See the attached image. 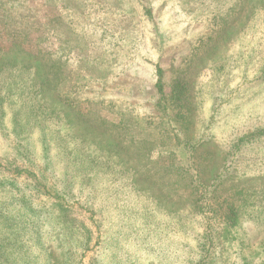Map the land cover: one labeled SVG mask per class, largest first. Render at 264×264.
Returning <instances> with one entry per match:
<instances>
[{
    "label": "rangeland",
    "instance_id": "374dc122",
    "mask_svg": "<svg viewBox=\"0 0 264 264\" xmlns=\"http://www.w3.org/2000/svg\"><path fill=\"white\" fill-rule=\"evenodd\" d=\"M240 5L0 0V179L16 185L14 192L2 183L0 206L13 208L7 202L12 192L22 202L18 220L26 215L27 222L39 223L41 210L47 243L46 252L30 251L38 261L24 254L11 264H202L180 240L173 246L148 236L141 213L175 223L170 211H189L196 182L190 140L203 136L208 141L195 152L205 180L226 160L231 167L217 196L241 205L233 235H219L228 236L219 248L229 252L204 264H242L240 256L264 264V135L233 152L239 136L264 129V0L246 1L220 33V21ZM178 77L187 85L190 122L174 118L178 108L167 98ZM217 95L221 105L214 113ZM25 102L42 109L41 124L28 139L35 158L25 156L27 163L15 153L24 135L11 122ZM25 113L16 114L18 121ZM40 125L51 160L43 158ZM72 150L86 155L96 172L84 175ZM17 224L0 215V235L5 230L9 240H22ZM27 231H34L31 225ZM21 240L9 250L0 245V253L18 250Z\"/></svg>",
    "mask_w": 264,
    "mask_h": 264
},
{
    "label": "trees",
    "instance_id": "16d2710c",
    "mask_svg": "<svg viewBox=\"0 0 264 264\" xmlns=\"http://www.w3.org/2000/svg\"><path fill=\"white\" fill-rule=\"evenodd\" d=\"M246 1L250 0H241V5L238 8L236 12H234L231 16V18L228 19H222L220 21V29L219 32L222 33L223 31H227L228 27L241 13V8L245 4ZM257 1V0H256ZM230 21V22H229ZM263 71H260L259 73V78L263 79L264 78V73ZM157 74H158V88L159 92H162V69L160 67L157 68ZM177 82L174 83L172 86L171 94L169 97H167L170 101V104L174 108H178L177 111L174 113V118L175 119H182V120H187L191 119L190 117V101L188 95H185L187 92V85L183 79V77H178ZM220 95H217V97ZM163 97V96H162ZM34 100V97H33ZM216 106L214 109V113L217 112L219 109L221 103H220V97L216 99ZM35 104V105H34ZM24 103L20 107V110L22 112H26L23 119V121H18L19 117L17 118L16 114L20 112V110L15 111L14 117L11 119L12 125H13V131L19 135L21 132L23 133L24 137L18 139L17 141V146L15 148V153L21 158V160L25 163H27L28 159L25 156H31L32 160L35 158L32 155V150H33V145L28 141V139H33V136L35 135L34 130L36 129V126L41 124V119L39 118L42 117V114L38 118L39 113L42 111V109L39 107L38 104L36 103ZM166 107V106H165ZM0 108H2L0 106ZM3 112V111H2ZM213 113V114H214ZM44 119V118H43ZM196 120V119H195ZM208 121H211V116L207 118ZM190 122V121H189ZM194 124V121H193ZM211 123H209L208 126H210ZM23 128V129H21ZM24 130V131H23ZM39 132L41 134V145H42V153H43V158L44 160L47 161L51 160L50 158V144L48 137L45 136V129L44 126L40 125L39 126ZM43 132V133H42ZM39 134V135H40ZM264 135V129H253L252 131H248L244 133L243 135L239 136L236 140L235 147H234V153L236 148L239 146L241 143H251L255 141L256 139L260 138V136ZM203 139L194 140L193 138L190 140L192 142V156L195 158L194 161L196 162L192 168V170L195 171V178L194 181L195 184L193 185V188L191 190V194H193V199L189 201L190 206L189 211L185 212H173L170 211V214L173 216H177L178 220L173 223L170 220H167L164 222L162 219L157 217L155 214L152 212L146 213L148 211H142L141 214H143L145 220L143 224H147V232L148 236L156 238L157 236L162 237L160 240L161 241H167L168 244L174 243L173 246L177 245L178 241L180 246H186L187 250H190L189 252L194 256V259L192 261H199L202 264L210 262V261H221V258L223 256V253L226 254L227 249L222 248V240L224 239V242L227 240L228 236H224L223 239L219 237L220 234H230L233 235L231 232L234 231L233 229L237 227L238 225V212L239 209L241 208V205L236 203V199L231 198L230 201H226L225 198H220L217 196V194L220 192V185L222 180L226 177L228 174L229 170L228 168L231 167V165H226L225 162L223 163V166L218 170V172L211 177V181H206L205 176H206V169L204 166L201 165V162L199 161L200 154H197L196 147L198 145H201L203 141H208V137L205 138L204 136L202 137ZM25 139V141L23 140ZM23 140V141H22ZM32 149V150H31ZM75 155L72 157V160H75L77 164L79 165L80 168H84V175L91 174L93 172H96V165L91 162L86 155L83 153L76 152V150H72ZM195 152V153H194ZM192 157V158H193ZM30 160V159H29ZM232 159V161H234ZM193 161V162H194ZM45 162V161H44ZM53 165V164H52ZM165 172L168 174L169 170L165 169ZM89 176V175H88ZM72 177V175H71ZM164 183L168 182L167 180L163 181ZM2 183H7V186H11L12 191L16 192V185L14 181L12 180H3L0 179V186ZM69 187H67V191L65 194L69 195L70 193V188L72 189V184L69 180ZM197 190V191H196ZM195 191V192H194ZM196 192H198L196 194ZM11 196L8 199V203H11V205H14L13 208L8 209L6 204L5 206H0V215L1 218L5 219L8 217H12L13 220L18 221L17 226L20 228V233L17 235L22 234L23 238L21 239H8L7 236H5V230L2 231L0 235V245L5 244L4 249L9 250L10 246L13 245L14 247L16 246L15 242H20L18 250L16 249L17 252V257L10 258L9 256L14 254L16 251L10 253L9 255L5 256L3 253H0V264H11L12 261H15L16 258L22 257L25 254V258H27V261H38L37 258L33 257L30 255L31 252H46V245L47 243L44 242L43 240V235H42V228L44 225V214H41V210L39 211V223H34L31 224V222H27L25 220L26 215L23 217H19L18 210L19 205L22 203L18 199H16V194L12 192H8ZM2 209V210H1ZM182 214V215H181ZM8 216V217H7ZM221 219V225L220 228L216 229L217 220ZM2 222V221H1ZM182 222H186V224L182 225ZM31 225V231H33L31 234L30 231H27L28 228ZM186 225V226H185ZM4 227V225H3ZM5 228V227H4ZM53 228V227H52ZM71 230V229H70ZM235 232V231H234ZM5 236V237H4ZM180 237V239H179ZM222 237V236H221ZM233 239V236L230 237ZM186 239H189V241H184ZM192 240L196 243V245L193 244ZM229 240V239H228ZM159 241V240H157ZM192 242V243H191ZM220 244V245H219ZM221 246V248H219ZM13 247V248H14ZM33 249V250H32ZM219 249L221 250L222 253H219ZM15 250V249H13ZM238 251L241 253L242 250L239 248ZM3 252V251H2ZM29 254V255H28ZM228 255V253H227ZM236 255H238L236 253ZM244 256H240V261H244L242 264H247L246 261L247 259H243ZM236 258V257H235ZM247 258V257H244ZM49 259V256L46 258ZM45 259V260H46ZM49 261V260H48ZM5 262V263H2ZM50 262H47L46 264H49ZM17 264V263H13ZM21 264V263H19Z\"/></svg>",
    "mask_w": 264,
    "mask_h": 264
}]
</instances>
